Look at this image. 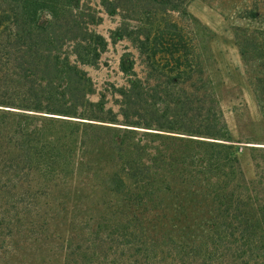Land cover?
Returning <instances> with one entry per match:
<instances>
[{
    "label": "trees",
    "instance_id": "1",
    "mask_svg": "<svg viewBox=\"0 0 264 264\" xmlns=\"http://www.w3.org/2000/svg\"><path fill=\"white\" fill-rule=\"evenodd\" d=\"M186 2L99 0L122 16L112 39L150 68L141 77L120 56L115 111L89 98L84 68L108 46L100 10L0 0V264H264V146L247 179L193 36L171 16ZM236 40L244 54L249 37ZM254 97L264 115V76ZM76 178L99 192L67 216L49 196Z\"/></svg>",
    "mask_w": 264,
    "mask_h": 264
},
{
    "label": "rangeland",
    "instance_id": "2",
    "mask_svg": "<svg viewBox=\"0 0 264 264\" xmlns=\"http://www.w3.org/2000/svg\"><path fill=\"white\" fill-rule=\"evenodd\" d=\"M100 10L101 22L94 26L102 34L108 46L95 66H85L95 92L89 96L93 101L105 94L107 107L117 111V95L106 91L110 84L121 86L126 83L125 75L119 70V59L130 52L135 61V70L144 77L150 68L132 42L126 38L112 39L111 32L122 21L121 14L108 15L99 5V0H89ZM185 13H172V18L185 25L193 36L196 57L202 68V76L209 80L221 107L237 152L244 175L254 179L255 146H264V115L254 97L255 80L264 76V40L258 32L264 28V0H187ZM145 20V18L143 19ZM136 25L135 21H131ZM236 34L247 35L248 43L238 46ZM254 35L255 45H254ZM255 50V51H254ZM137 134L151 129L135 127ZM154 131V130H153ZM99 188L94 180L72 179L53 190L49 199L65 201L67 216L72 200L78 198L81 206L87 205L98 195ZM110 198H113L110 196ZM120 206V198L114 197ZM71 204V205H70Z\"/></svg>",
    "mask_w": 264,
    "mask_h": 264
}]
</instances>
